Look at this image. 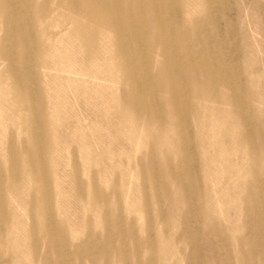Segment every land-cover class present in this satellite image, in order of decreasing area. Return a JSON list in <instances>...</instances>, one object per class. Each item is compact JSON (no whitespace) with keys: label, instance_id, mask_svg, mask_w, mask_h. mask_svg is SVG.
I'll return each mask as SVG.
<instances>
[{"label":"bare ground","instance_id":"1","mask_svg":"<svg viewBox=\"0 0 264 264\" xmlns=\"http://www.w3.org/2000/svg\"><path fill=\"white\" fill-rule=\"evenodd\" d=\"M241 1L243 3L237 5L232 0H0V59L10 64L6 71H2L3 77L0 76V109L12 106L1 100L3 95L15 97L13 105L22 104L29 111L23 120L29 123L33 132L28 143L20 148L24 152L0 139L1 189L7 171L10 172L9 187L15 188L19 182V162L24 154L30 178H40L46 187L43 191L44 213L48 219L56 218L49 190L53 181L46 158L51 137L44 129L46 126L54 127L57 122L49 107L54 105L55 108H63V101L59 97L51 99L45 90L57 89L56 93L62 95L61 85L64 79L61 74L63 71L71 72L77 65V62L69 59L70 55H60L57 52L60 48L58 40L64 41L61 34L66 23L72 26L76 34L77 29L90 30L96 33L100 41L110 44V58L119 62L118 67L123 76L120 79V89L123 91L118 94L119 108L115 111H126L128 116L134 115L136 120L133 126L143 127L146 140L152 146H167L156 165L165 180L167 177L181 178L179 162L175 166L168 165L169 159L179 156V153L170 151L169 147H181L182 138L179 135L190 123L195 125L197 141L202 150L201 165L207 179L206 193L198 194L197 199L201 201H198L197 207L203 212L208 210L215 213L201 230L220 231V237L232 246V252H235V248H246L247 239L245 233L241 232L243 219L252 212L260 214L264 206V149L261 145H256L264 137V125H261L258 134L252 136L241 128L250 126L252 112L262 113L264 119V105H255L256 99L263 97L258 83L250 77L244 80L242 75L250 74L254 68L255 46L264 48V0ZM216 10L224 13H240L244 10L248 14V42L241 49L237 47L236 51L231 52V55L241 53L248 57L246 69L236 61L230 63L224 50H215V46L222 49L226 42L232 40L222 39L220 43H213L208 35L203 37L201 44L196 41V35L193 36V41L180 40L194 33V30L201 33L204 28L215 23L218 14ZM174 12L178 13L176 18L172 15ZM173 22L184 27V32L179 27L173 28ZM87 23L101 29H88ZM51 26L60 29L59 37L53 35ZM76 34L70 33L69 37L75 38ZM155 54L162 57V60L157 61ZM29 59L34 63L30 64ZM14 60L19 64L15 66L14 63L12 66L10 61ZM38 64L49 70L47 74H43L40 82L33 81L38 75ZM112 66L113 63L108 64L107 69ZM51 70L55 73L50 72ZM109 72L108 70V74ZM203 97L206 99H202ZM209 102H214L215 106H211ZM240 160H247V174L237 176L236 168ZM3 161H8V166ZM73 164L77 179L80 177V165L76 159ZM146 168L142 165L143 174L148 171ZM214 171L215 176H224L227 182L216 208L210 201L213 192L209 184ZM89 174L93 186L91 195L104 206L103 216L107 217L110 207L116 201L112 193L117 189L116 180L111 178L107 183L111 186L108 190L98 185L96 167L90 169ZM245 184H250L252 190L249 191ZM85 187L87 185L78 179L74 191L77 192V188L83 191ZM185 191L179 189L178 195H183ZM167 195L173 196L170 193ZM37 205L38 196L32 193L28 203L30 214L37 212ZM6 210L7 204L0 203V245L5 241L13 243L11 236L15 224ZM176 212L171 209L157 212L160 220L156 227L159 234L155 239L157 245L142 236L140 256L119 254L104 258L103 263L142 264V259L145 258L148 264H178L180 259L177 260L178 253L175 251L182 241L172 243L168 237L177 228L184 232L185 226L180 224L181 219L176 217ZM59 218L63 220L60 216ZM104 228L93 232L94 229L90 227L84 238H91V234L99 237ZM133 229L130 225L121 227L122 232L130 234H134ZM146 229L147 227L142 226L137 232L140 234L146 232ZM30 230L33 233L32 243L25 245L28 258L25 264H101V261L93 259L89 251L85 254L84 246L77 245L74 241L77 234L73 239L62 223H45L39 227L32 225ZM35 231L43 233L46 239L42 241L35 238ZM105 231L109 233L111 228ZM121 236L125 234H120ZM53 237L60 239L59 248L52 241ZM42 244L51 248L44 257L40 251ZM113 245H116L113 249H120V243L114 242ZM64 246L73 257L61 254ZM17 248L15 245L12 250ZM101 248L104 249L102 251L110 250L108 245ZM3 250L5 248H0V253L8 256L4 260L17 264L16 252L8 254ZM152 257L156 259L154 263L150 262ZM204 264L219 263L208 259ZM247 264L254 262L248 261Z\"/></svg>","mask_w":264,"mask_h":264},{"label":"rangeland","instance_id":"2","mask_svg":"<svg viewBox=\"0 0 264 264\" xmlns=\"http://www.w3.org/2000/svg\"><path fill=\"white\" fill-rule=\"evenodd\" d=\"M248 1V0H246ZM235 4L243 3L241 0H232ZM244 5L242 4L241 7ZM216 16V22L204 31L199 33L194 30L189 36H184L180 40L193 41V36H197V42H203V37L208 35L213 43H220L223 40H232L226 42L224 47L215 46L216 51L224 50L230 63L236 61L246 69L248 57L231 55L239 47L248 42L246 34L250 31L248 24V14L244 10L241 12L233 11L224 13L220 10ZM176 18L177 12L172 13ZM183 17L188 15L180 14ZM174 18V19H175ZM63 26L64 29L61 38L58 40L60 48L57 52L60 55H70L69 59L77 62V65L71 72L61 74L64 79L61 86L62 95L57 94V89L45 90L51 99L60 98L63 101V108L50 106L52 115L57 119L56 125L52 128L44 129L51 137L49 152L46 158L49 162V174L53 184L49 190L52 193L53 211L56 216L54 219H48L45 215V197L43 191L45 185L42 180L32 179L29 176V170L26 164V157L22 154V160L19 162V182L9 187V174L5 177L4 186L0 187V203L7 204V212L14 222V232L11 238L13 243L5 241L0 248H5L8 254L15 253L17 264L27 262L26 246L32 243V225L43 224H64L67 231L73 239L77 234V245H83L85 254L90 255L95 261L112 258L119 254L126 256H140L139 245L142 243V236L149 242L157 245L155 239L159 235L156 227L160 224L157 212L163 209L175 210L176 217H179L180 224L184 227V232L176 229L169 234L172 243L182 241L180 247L175 251L178 253V264H204L209 259L219 264H247L248 261L254 264H264V206L261 213L252 212L243 219L242 233H245L247 241L246 248H235L232 252V246L222 240L220 231L201 230L208 219L215 215L212 211H202L197 207L200 199L198 194L206 193L207 179L204 175V168L201 165V147L197 141V129L190 123L179 136H181V147L173 145L169 147L170 151L179 153L177 158L169 159L168 165H180L181 178L164 179L163 173L157 168L160 154L167 146L161 148L152 146L146 140V132L142 126L134 127L135 116H128L126 111L118 113V94L123 91L120 89V79L122 70L118 67L119 62L110 58L111 48L107 41L102 42L95 32L86 30L81 31L72 29L70 24ZM63 25V23H62ZM173 25L179 27L184 32V27L177 22ZM88 29H101L92 23H87ZM54 36L59 37V30L50 27ZM73 30V31H72ZM32 33V31H30ZM182 32V33H183ZM70 33L76 34L75 38H70ZM3 35V32H2ZM256 54V60L250 74L242 75L244 80L248 77L253 78L262 89L263 97L255 101V105H264V48L255 46L253 50ZM157 61L162 57L156 56ZM12 66L19 64L17 60L10 61ZM29 63L34 61L29 59ZM113 63L112 68L107 69V65ZM9 63L0 59V76L2 71H6ZM37 77L33 81L40 82L44 73L49 70L38 66ZM108 70L110 71L108 74ZM112 70V71H111ZM50 72L55 73L53 70ZM12 77V73H10ZM125 76V75H124ZM3 77V76H2ZM123 77V76H122ZM5 79V78H4ZM71 79L72 81H67ZM9 82L7 79H5ZM2 95V94H1ZM206 99V98H202ZM2 101L12 106L2 107L0 109V139H4L8 144H12L21 152V146L28 143L33 132L29 123L24 122L23 118L29 114L27 108L22 104H13L15 97L3 95ZM24 103V102H23ZM25 104V103H24ZM215 106L214 102H209ZM109 115V116H107ZM264 125L263 114L251 113L250 126L246 129L241 128L247 135L258 134ZM78 130V132H77ZM26 140V142H25ZM215 140V138H211ZM264 149V137L256 143ZM28 146V145H27ZM261 149V150H262ZM229 154V153H227ZM252 156V155H251ZM253 156L255 154L253 153ZM252 156V158H253ZM262 156V155H261ZM77 160L80 168V177L76 179L73 161ZM235 159L237 157L235 156ZM4 160V159H2ZM8 166V161H3ZM142 165L146 166L147 172L143 174ZM247 160H240L236 168V175L247 174ZM96 167V180L98 185L108 189L107 184L113 177L117 183V189L112 193L115 197L113 205L110 207V213L107 217L103 216L104 206L96 202L91 192V176L89 170ZM90 176V180H89ZM80 179L87 187L83 191H74L77 181ZM213 198L210 200L215 208L220 200V193L226 187L227 182L224 176H215V171L211 173ZM245 187L252 190L251 185L245 184ZM186 190L185 193L178 195V190ZM32 193L38 196L37 212L33 215L28 211V203ZM173 194L169 197L167 194ZM27 200V202H26ZM201 201V200H200ZM116 212H112V210ZM119 209L121 212H118ZM174 212V211H173ZM59 216L63 219L61 220ZM132 226L134 234L124 233L121 227ZM145 226L146 232L138 233L137 230ZM92 227L93 232L100 228L103 234L99 237L84 238L86 232ZM111 228L109 233L106 229ZM231 229L229 228L230 232ZM91 232V233H93ZM35 238L44 241L46 238L43 233L35 231ZM120 234H125L121 236ZM55 241L57 248L59 242L57 237L51 238ZM48 240V239H47ZM46 240V241H47ZM114 242L120 243V249H113ZM18 246L16 250L12 247ZM108 245L109 251H102L101 247ZM8 249V250H6ZM11 249V250H10ZM40 251L43 257L51 249L46 244H42ZM61 253L66 257H73L71 252L64 246ZM123 250V252H119ZM8 256L0 253V264H10L4 259ZM18 259V260H17ZM195 259L196 261H193ZM155 258L150 259L151 263ZM15 262V261H13ZM147 259H142V264H148ZM74 264H82L75 262Z\"/></svg>","mask_w":264,"mask_h":264}]
</instances>
